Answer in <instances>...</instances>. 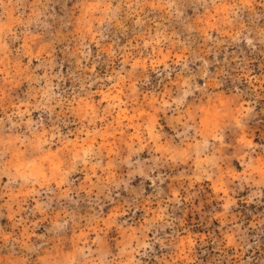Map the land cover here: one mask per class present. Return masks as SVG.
Listing matches in <instances>:
<instances>
[{"label":"rangeland","instance_id":"374dc122","mask_svg":"<svg viewBox=\"0 0 264 264\" xmlns=\"http://www.w3.org/2000/svg\"><path fill=\"white\" fill-rule=\"evenodd\" d=\"M262 170L264 0H0V264H264Z\"/></svg>","mask_w":264,"mask_h":264},{"label":"snow or ice","instance_id":"6c2138e0","mask_svg":"<svg viewBox=\"0 0 264 264\" xmlns=\"http://www.w3.org/2000/svg\"><path fill=\"white\" fill-rule=\"evenodd\" d=\"M3 24H4V28H3V30H4V31H9V30H10V29L8 28V24H9V22H8V21H4ZM157 151H159V149H157ZM30 155H31V154H30ZM262 171H264V170H262ZM29 264H33V262H29Z\"/></svg>","mask_w":264,"mask_h":264}]
</instances>
